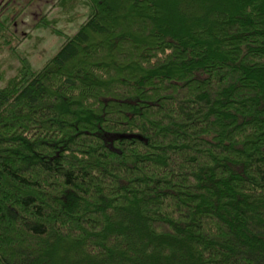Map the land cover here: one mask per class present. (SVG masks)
<instances>
[{"label":"trees","instance_id":"obj_1","mask_svg":"<svg viewBox=\"0 0 264 264\" xmlns=\"http://www.w3.org/2000/svg\"><path fill=\"white\" fill-rule=\"evenodd\" d=\"M54 8L0 64V264H264V0Z\"/></svg>","mask_w":264,"mask_h":264},{"label":"rangeland","instance_id":"obj_2","mask_svg":"<svg viewBox=\"0 0 264 264\" xmlns=\"http://www.w3.org/2000/svg\"><path fill=\"white\" fill-rule=\"evenodd\" d=\"M56 1L0 0V21L5 22L3 35L8 39L7 44L3 40L0 41V64H3V69L8 65L11 67L18 65L17 61L9 57L11 48H16L25 55L34 69H40L57 51L64 36L74 33L77 22L66 20V16L59 14L58 9L54 8ZM42 16H46L49 22L55 21L54 26L62 35H53L46 28H35V24ZM12 74L9 72L7 77Z\"/></svg>","mask_w":264,"mask_h":264}]
</instances>
